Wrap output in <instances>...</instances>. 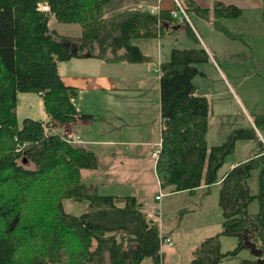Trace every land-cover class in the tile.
<instances>
[{"label":"trees","instance_id":"obj_1","mask_svg":"<svg viewBox=\"0 0 264 264\" xmlns=\"http://www.w3.org/2000/svg\"><path fill=\"white\" fill-rule=\"evenodd\" d=\"M112 1L0 0V264H142L147 257L162 264L160 220L149 216L144 201L136 195H103L84 183L81 170L98 167L96 153L53 133L50 122L27 117L20 124L17 113L18 94L34 92L41 94L51 122L93 119L79 115L77 89L65 85L59 62L87 56L110 62L149 59L132 40L162 33L163 21L141 8L105 18ZM40 3L50 10L40 9ZM194 8L206 14L207 9ZM215 9L219 16L241 14L234 5L217 3ZM52 15L81 26L82 37L75 40L80 54L72 55L64 45L69 38L50 30ZM209 60L202 46L173 48L160 65L157 176L162 189L172 192L220 182L222 232L203 240L190 264H218L244 248L254 257L240 264H264V142L251 125L234 128L221 144H208L210 103L197 93L194 80L203 74L197 65ZM251 119L258 129L264 126V114ZM253 139L258 149L219 177L237 142ZM255 169L259 190L253 195L248 181ZM67 199L87 201L88 210L67 212ZM254 199L259 211L252 214ZM221 235L237 237L238 246L222 252Z\"/></svg>","mask_w":264,"mask_h":264},{"label":"crops","instance_id":"obj_2","mask_svg":"<svg viewBox=\"0 0 264 264\" xmlns=\"http://www.w3.org/2000/svg\"><path fill=\"white\" fill-rule=\"evenodd\" d=\"M179 1L186 9L189 20L181 21L172 17L174 0H162V33L154 37L135 38L137 40L133 44L139 46L149 57L148 60L152 59L154 62H110L88 56L59 62V72L65 85L77 89L75 104L79 115L92 114L93 119L83 120L77 117L69 123L51 122V117L45 111L48 118L42 120L51 123L53 133L74 132L83 141L80 145L96 153L98 167L81 170L84 183L96 186L103 195H136L144 201L148 211L161 204H157L155 200V195L161 187L156 172L155 155L161 145L162 131L159 69L161 63L170 59L172 49L178 47L180 40L191 38L194 46L186 47H204L210 55V60L217 66V61L226 55L228 47L232 50L229 55L238 51L232 44L241 47L252 46L235 20L241 18L246 9L262 10L264 13V0H192L194 5L187 0ZM145 2L156 4L158 0H114L106 6L105 16L139 8L138 3ZM217 3L234 5L241 9V14L238 17L219 16L215 9ZM195 6L207 9L206 14L201 15ZM49 28L74 42L82 37L79 24L60 22L54 15L49 20ZM204 36L214 39L213 48L204 42ZM166 40L171 42L167 43ZM218 43L224 51L218 47ZM253 52L255 58L257 53ZM232 61L229 63L226 59L229 72L230 69H239L244 59L235 58ZM256 63L258 64V61H255ZM113 64H120V67ZM239 80L242 79H234V82L238 83ZM227 84L229 86V82ZM227 89L230 92L229 87ZM37 95L42 98L41 94ZM19 98L20 93L18 112ZM239 101L244 108L242 100ZM237 104L241 108L238 102ZM247 115L251 119L250 115ZM167 191L169 192L165 190L166 195L172 192L170 189Z\"/></svg>","mask_w":264,"mask_h":264},{"label":"rangeland","instance_id":"obj_3","mask_svg":"<svg viewBox=\"0 0 264 264\" xmlns=\"http://www.w3.org/2000/svg\"><path fill=\"white\" fill-rule=\"evenodd\" d=\"M142 4L146 5L147 3ZM111 16L113 15L105 16L104 14L105 18ZM235 21L236 25L245 32L246 40L252 46L241 47L238 44H236L237 46L232 44L238 48V51L229 55L232 50L228 47L226 55L217 61V66L211 60L200 63L198 67L203 74L195 78L197 93L207 96L210 103V127L207 134L210 146L222 143V140H226L229 132L238 126L254 125L247 114L250 117L264 114V13L262 10L246 9L243 16ZM203 38L204 42L213 48L214 39L205 36ZM136 40H132V42L135 43ZM166 42L169 43L171 40H166ZM179 42L177 48H190L186 46L192 45L193 39L180 40ZM218 47L224 51L220 43H218ZM253 51L257 53L255 58ZM235 58L244 59V62L239 69H230L229 72L226 59L232 63ZM148 61L154 62L152 59ZM255 61H258V64H255ZM113 65L120 67V64ZM234 79H242L243 82L239 80L240 82L236 83ZM227 82H229V86ZM239 100L244 103V108ZM19 103L20 107L19 112L17 107V113L20 124L30 116L41 121L48 118L44 110L43 98H40L37 93L20 92ZM257 130L264 136V126ZM258 144V139L238 141L235 151L227 155L224 165L219 170V177L233 168L235 166L233 164L247 160L251 153L258 149ZM31 166L34 167V164ZM258 176L259 169H255L248 181L253 195H256L259 190ZM220 188L219 183H214L210 186H201L194 192H170L162 198L160 202L161 217L159 218L162 232L171 235L173 240V246L164 245L162 248V264H190L193 252L202 241L222 232L223 214L219 204ZM166 192L169 191L166 190ZM88 205L87 201L78 202L72 199L64 201L65 210L75 215L86 212ZM248 210L252 214L259 211L258 199H254L250 203ZM220 240L221 251L225 253L234 250L239 243V239L235 236L221 235ZM253 257L251 251L244 248L237 256L225 258L218 264H240L243 259ZM142 264L154 263L150 257H147Z\"/></svg>","mask_w":264,"mask_h":264},{"label":"built area","instance_id":"obj_4","mask_svg":"<svg viewBox=\"0 0 264 264\" xmlns=\"http://www.w3.org/2000/svg\"><path fill=\"white\" fill-rule=\"evenodd\" d=\"M161 2H162V0H158V3H156V4H146V5L142 4V3H138V7L141 9H147L152 14L157 15L159 17V24H161L162 20L160 17H161L162 11H163V7H162ZM174 3H175V8L172 9V11H171L172 17L178 18L181 21L189 20L188 13H187L186 9L183 7V5L180 3V1L174 0ZM39 7L42 10H50V7L47 3H40ZM160 33H161V31L159 30L158 34H160ZM254 127L257 130V127L256 126H254ZM43 128H44L46 133L49 131V127L46 124L43 125ZM257 133H258V136L260 137V139L263 140V142H264V136L262 135V133L259 132L258 130H257ZM61 135H62L63 139L67 140L68 142H70L72 144H76V145L83 144V141L81 139H79L77 137V135L72 131H66L65 133H63ZM158 152H159V150H157V152L155 153L156 156H157ZM165 195H166L165 190H163L162 187H160L158 193L155 195V200L158 203H160L162 198ZM149 216L151 218L161 217L160 205H158L157 207L150 210ZM161 234H162L161 235V247L163 248L164 245L173 246V240H172L171 235L164 234V232H162V230H161Z\"/></svg>","mask_w":264,"mask_h":264},{"label":"water","instance_id":"obj_5","mask_svg":"<svg viewBox=\"0 0 264 264\" xmlns=\"http://www.w3.org/2000/svg\"><path fill=\"white\" fill-rule=\"evenodd\" d=\"M64 45L70 48L72 55L80 54V52H79V43L71 41V40L68 39V40L64 41Z\"/></svg>","mask_w":264,"mask_h":264}]
</instances>
